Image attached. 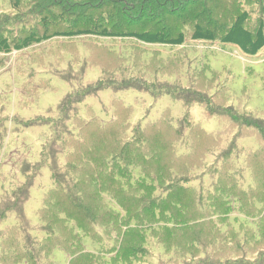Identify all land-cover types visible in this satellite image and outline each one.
<instances>
[{
	"label": "rangeland",
	"instance_id": "rangeland-1",
	"mask_svg": "<svg viewBox=\"0 0 264 264\" xmlns=\"http://www.w3.org/2000/svg\"><path fill=\"white\" fill-rule=\"evenodd\" d=\"M11 11L10 0H0V15L11 17L4 18L0 28L15 33L19 19ZM42 13L35 10L30 14L42 15L40 23L52 16ZM44 25V29H54ZM188 32L183 26V33ZM78 38L64 41V45L60 41L66 37L62 36L31 45L24 53L8 54L5 68L0 65V127H4L2 137L0 134V235L21 228L33 238L45 237L40 211L53 188L50 167L54 159L60 167L65 165L60 156L64 147L57 143L61 136L55 128L61 130L59 124L68 113L61 115L59 106L83 86L98 82L108 70L122 72L144 64L146 74L154 80H175L179 74L184 86L196 87L217 107L234 109L251 119L250 124H264V50L250 56L230 43L189 37L177 45L95 35L83 44ZM36 48L43 52L34 54ZM25 56L30 57L19 61ZM61 73L77 75L65 80ZM186 117L190 124L185 123ZM78 118L87 125L98 123L97 127L71 126L80 143H95L100 150V145L115 140L116 152L123 159L135 160L140 169L124 185L122 179L131 171L122 161H112L106 150L98 155L106 166L95 177L92 198L117 218L115 229L119 231L104 240L117 244L118 252L123 243L117 238L120 235L133 233L137 240L147 234V239L154 235L178 245L181 264H203L200 260L217 264L219 259L209 255L212 250L201 243L205 235L208 241L217 240L216 246L225 247V255L237 262L264 264L262 133L233 127L227 118L209 116L200 104L189 108L169 95L134 89L103 90L96 97H86L78 106ZM112 125L116 138L101 140H109ZM92 131L101 136L89 138ZM111 169L119 188L113 196L103 186ZM114 197L126 201L136 215L128 216L127 208ZM19 243L13 235L0 241V256L6 252L7 264H25L23 259L16 260L21 253ZM155 255L157 262L159 251ZM51 260L70 264L68 255L58 247Z\"/></svg>",
	"mask_w": 264,
	"mask_h": 264
},
{
	"label": "trees",
	"instance_id": "trees-1",
	"mask_svg": "<svg viewBox=\"0 0 264 264\" xmlns=\"http://www.w3.org/2000/svg\"><path fill=\"white\" fill-rule=\"evenodd\" d=\"M10 6L11 14L14 13L13 16L19 19V26L15 33L9 28H0V65L3 68L7 66L9 59L8 56L1 54L8 55L15 51L24 53L31 45H40L61 36L66 37L60 41L62 44L76 37L85 44L90 35L118 37L128 41L133 38L140 40L139 42H160L170 45L181 44L189 37L192 40L230 43L250 56H256L264 50V0H10ZM35 10L46 14L51 12L52 16H46L40 23L42 15L38 17L36 14H30ZM55 10L59 13H53ZM0 16H5L0 18V22L4 18H11L6 14ZM31 17L39 21L35 22ZM44 24L51 25L54 29H44ZM183 26L190 30L186 35L183 33ZM38 48L32 52L41 54L43 50ZM30 56L21 57L19 61ZM146 72L144 64L135 65L122 72L108 70L98 82L88 87L83 86L61 102L60 114L63 115L65 111L68 114L59 124L61 130L55 128V132L61 136L57 138V143H62L64 147L60 156L65 165L60 167L58 161L54 159L52 168L50 167L53 188L45 195L40 211L45 237L33 238L26 235L21 228L14 234L3 232L0 235V241H3L6 235L7 237L13 235L20 241L21 253L16 260L23 259L25 264H55L51 256L53 250L58 247L68 255L70 264H181L178 259L180 254L178 245L164 238H155L153 235L147 239L148 235L145 234L138 236L136 240L133 233L125 234L123 238L120 235L117 238L123 243L119 252L117 244L104 240V237H111V234L115 237V232L117 233L119 229L118 231L115 229L117 218L107 214L106 206L92 198L95 177L100 176L106 166L98 155L106 150L112 155V161H122L131 171L132 175L128 174V177L122 179L124 185H128L131 177L140 169L135 160L129 157L123 159L116 152L118 148L113 146L116 144L115 140L111 144L104 143V147L100 145V150L95 147V143H88L87 146V143L78 141L79 138L71 131L73 124L81 128L98 126L94 121L87 125L79 120V104L86 97H96L103 90L134 89L142 93L169 95L183 101L189 108L200 104L205 106L209 116L227 118L231 126L260 132L263 136L264 124L262 122L250 124L251 119H246L234 109L217 107L208 96L200 94L196 87L184 86L179 74L175 80L168 78L154 80ZM61 74L66 75L65 77L60 75L65 80L67 76L72 78L77 75ZM189 121L190 118L186 117L185 123L190 124ZM111 128L109 140L106 137L100 138L101 140L109 142L116 138L114 126ZM0 129L2 137L4 127ZM94 136L100 137L101 132L92 131L88 135L89 138ZM212 153L215 154V149ZM114 171L111 169L108 172V178L103 183L105 191L112 196V193L119 189L113 180ZM26 175L29 176L28 172ZM31 182L26 185L28 193ZM114 198L121 206L127 208L128 216L136 215L131 212L133 209H128L126 201ZM147 218L154 219L152 215H147ZM72 224L79 230H75ZM76 231L80 237L76 236ZM203 238L204 242L201 243L212 250L209 255H214L216 260L219 259L220 262L217 264H244V261H235L230 254L225 255L227 249L223 246L218 248L217 240L208 241L205 235ZM88 241L90 243H87ZM156 251L160 253L157 262ZM5 254L6 252L0 256V264H7ZM193 259L200 260L198 257ZM199 263L216 264L208 263L206 260H200Z\"/></svg>",
	"mask_w": 264,
	"mask_h": 264
},
{
	"label": "built area",
	"instance_id": "built-area-1",
	"mask_svg": "<svg viewBox=\"0 0 264 264\" xmlns=\"http://www.w3.org/2000/svg\"><path fill=\"white\" fill-rule=\"evenodd\" d=\"M15 52H18V51H15ZM19 53V52H18ZM2 56H7V55H2Z\"/></svg>",
	"mask_w": 264,
	"mask_h": 264
}]
</instances>
